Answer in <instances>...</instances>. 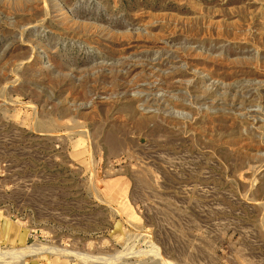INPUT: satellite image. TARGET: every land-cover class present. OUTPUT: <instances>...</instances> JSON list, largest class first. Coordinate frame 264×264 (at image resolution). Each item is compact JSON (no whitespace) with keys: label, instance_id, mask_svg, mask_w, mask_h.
Returning <instances> with one entry per match:
<instances>
[{"label":"rangeland","instance_id":"1","mask_svg":"<svg viewBox=\"0 0 264 264\" xmlns=\"http://www.w3.org/2000/svg\"><path fill=\"white\" fill-rule=\"evenodd\" d=\"M0 264H264V0H0Z\"/></svg>","mask_w":264,"mask_h":264},{"label":"bare ground","instance_id":"2","mask_svg":"<svg viewBox=\"0 0 264 264\" xmlns=\"http://www.w3.org/2000/svg\"><path fill=\"white\" fill-rule=\"evenodd\" d=\"M31 250V249H30Z\"/></svg>","mask_w":264,"mask_h":264}]
</instances>
